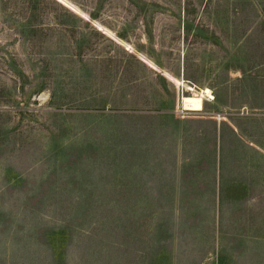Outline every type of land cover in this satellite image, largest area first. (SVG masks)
I'll return each instance as SVG.
<instances>
[{"label": "rangeland", "instance_id": "374dc122", "mask_svg": "<svg viewBox=\"0 0 264 264\" xmlns=\"http://www.w3.org/2000/svg\"><path fill=\"white\" fill-rule=\"evenodd\" d=\"M0 264H264V0H0Z\"/></svg>", "mask_w": 264, "mask_h": 264}, {"label": "bare ground", "instance_id": "6f19581e", "mask_svg": "<svg viewBox=\"0 0 264 264\" xmlns=\"http://www.w3.org/2000/svg\"><path fill=\"white\" fill-rule=\"evenodd\" d=\"M206 97L212 98V92L210 89L201 90V92L195 91L191 96L183 97V105L185 110L200 111L204 107V100Z\"/></svg>", "mask_w": 264, "mask_h": 264}]
</instances>
